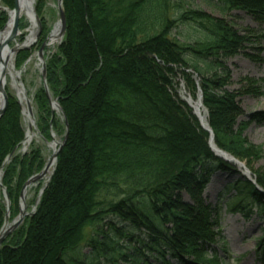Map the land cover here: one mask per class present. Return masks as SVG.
<instances>
[{
	"label": "trees",
	"instance_id": "1",
	"mask_svg": "<svg viewBox=\"0 0 264 264\" xmlns=\"http://www.w3.org/2000/svg\"><path fill=\"white\" fill-rule=\"evenodd\" d=\"M209 1L222 14L244 9L264 23V0ZM5 7L13 0H0V30ZM62 7L64 35L45 66L67 136L34 212L0 247V264H227L222 206L246 215L256 207L264 219V164L253 167L264 153L243 135L247 122L239 120L226 64L252 39L224 17L171 0H62ZM47 34L43 26L38 44ZM28 55L20 50L16 66ZM197 79L214 144L244 162L255 183L214 155L208 132L180 97L182 85L195 95ZM6 92L0 171L15 216L21 186L44 163L37 147L16 154L21 109ZM34 102L40 134L63 136L64 121L52 115L43 87ZM216 171L234 176L219 193L221 200L233 190L223 205L202 197ZM4 212L0 196V228Z\"/></svg>",
	"mask_w": 264,
	"mask_h": 264
},
{
	"label": "rangeland",
	"instance_id": "2",
	"mask_svg": "<svg viewBox=\"0 0 264 264\" xmlns=\"http://www.w3.org/2000/svg\"><path fill=\"white\" fill-rule=\"evenodd\" d=\"M56 3L57 0H33L34 12L36 14V17L40 20L41 24V30L38 39L34 42L33 38V44L32 42L26 43V37L28 35V28L30 23L25 15H21V19L24 22L25 26L23 28H19L20 34L16 37L15 41L10 44L11 48L19 47V49L14 51V53L12 54L13 68L15 72H18L20 74L19 78L22 86L24 87V95L29 99L32 115L35 122L34 131L36 132V137L34 138L33 142L28 145L25 150H23L22 140L21 144L15 152L16 154L29 153L32 147H37L41 151V156L43 158L44 164L52 155L53 149L51 148L50 143L53 138L55 137V139H58L59 141L62 138V133H56V131L53 132V134L55 135L53 138L50 137L46 139L40 134L39 128L37 126L38 109L34 102V95L36 91L39 89V87H43L45 91L44 82L46 83V76L45 79H43L41 75V64L38 61L37 57V45L42 38L43 26L48 28L49 34L47 36H49L53 27L58 21ZM171 3L172 6L176 3L182 4V7L184 8L200 9L215 17H224L227 21L232 23V28L236 30L239 35L247 34L252 39L248 42V44H245L243 48L241 47L237 53L229 57L226 61L227 67L230 71V83L228 88L230 90L236 91L239 95L238 102L243 113L239 120L247 122L246 127L243 130V135L251 143L260 146L264 153V23L256 20L251 13L247 12L244 9H234L228 13L222 14L212 6L213 4H211L209 0H171ZM5 8L9 17V10H11L13 7ZM179 31H181L179 37L184 38V36H187V33L185 31L182 32L181 29ZM61 38L62 37H58V40L53 45H49L48 43L46 44V49L43 52L45 63L47 58L55 53L57 45L60 43ZM23 46H27L28 48H23ZM22 49L28 50L29 55L21 66H16V55ZM6 82L7 83L5 88L7 89L8 93L13 95L17 99L18 102V94L16 90L11 86V79L9 75L6 76ZM250 83H252V92L247 93L246 88L250 85ZM198 85L199 81L197 79V92L193 97L188 93L186 89H183L182 85L179 91V95L182 100L185 101V96H183L184 94L182 93L181 95L182 89L184 93L190 95L192 99H197V93L200 89ZM47 90L50 96V99L48 98L49 104H52L51 106L53 108H56H54L56 117L62 119L65 125V123L67 122L57 101V98L53 97L54 95L52 96L48 86ZM54 102L58 104L60 109L58 106L53 105ZM19 105L21 109L22 126L24 128L25 137L26 118L24 115L25 111L23 106H25L26 108V102L23 104V106L20 103ZM204 109L206 111L207 118V110L205 107ZM261 115L263 118L261 117ZM10 156L11 155H8L6 159H9ZM263 164V160H259L254 163L253 167L257 169L263 166ZM54 167H50L45 176L26 188L27 214L24 218L34 212L42 192L51 179ZM2 173L3 172L0 171V196L1 201L3 202L5 207V194L7 195L8 201L10 203L8 221H11L19 213L20 200L18 197V213L15 216H12L10 212L12 204L8 197L6 188L2 186L1 183ZM232 177L234 176H231L228 173L224 172L216 171L215 173H213L210 178V182L207 184L202 194V197L205 199V201L209 203L220 202V204L222 205L227 202V198L233 194V190L228 191L221 200H219V193L222 191L225 184L232 179ZM183 197L185 200H189L187 195L183 194ZM228 208L222 206V209L220 211V227L230 250L229 258H225L228 259L227 264H264V240L262 241V239H264V219L258 216L256 207H252L251 212H249L248 215H246L244 211L232 212ZM91 233L92 228L89 226L86 227L83 231L84 238H88ZM135 235H137V233ZM82 251L86 253L88 252V249L84 248ZM149 263H152V258L149 260Z\"/></svg>",
	"mask_w": 264,
	"mask_h": 264
},
{
	"label": "water",
	"instance_id": "3",
	"mask_svg": "<svg viewBox=\"0 0 264 264\" xmlns=\"http://www.w3.org/2000/svg\"><path fill=\"white\" fill-rule=\"evenodd\" d=\"M56 6H57V11H58V21L56 23L58 25V27H59L58 36L59 37H62L63 34H64V31H65V15H64L63 8H62V0H57ZM32 9H33L32 11L34 13V17H35V21H36V25H37V30L35 31V34H34V42H35L38 39V37H39L40 30H41V24H40V20L36 17V14L34 12V7ZM20 17H21V15H20V0H13V8L11 10H9L8 21L6 22L5 26L0 31V35H1V33L5 30V28L8 25L10 26L9 31H8L6 37L4 38V40H1L0 39V69L4 65V61L1 60V53H2V51L7 50V51L11 52V54H13L14 51H16V50L19 49V47H17V48H11L10 47V44L12 42H14L15 39H16V37L20 34V30H19V27H18V23H19ZM47 39L48 38H46L41 43V45H40V47L38 48V51H37V57H38V61L41 64V75H42V78L43 79H45V76H46L45 61H44V57H43V49H44V46L46 44ZM34 42H32V44ZM23 48H28V47L27 46H23ZM5 77H6L5 76V73L2 70L0 72V117L3 115V113H4L5 109H6V106H7V93H6L5 84H4ZM44 88H45L47 97L50 99L49 92L47 90V86H46V83L45 82H44ZM197 94H198L197 98L200 99V101H201L202 95H201L200 89L198 90V93ZM18 102L20 103L19 100H18ZM25 102H26V110H27V113L30 114V115H32V110H31V106H30L29 100L27 99ZM53 105L58 106V104L55 103V102L53 103ZM188 105L191 107L190 104H188ZM51 109H52V115H53V113H54L53 110L54 109L53 108H51ZM59 109H60V107H59ZM192 111L196 115V117L198 118V121L200 123V126L204 130H206L208 132V134H209L208 144H209L212 152L214 153V155L216 157L222 159L223 161H226L228 163H231V164L235 165L236 166V169L238 171H240L242 173V175H244L248 179H250L251 178L250 177L251 172L246 167L245 163L239 161L238 159H236L235 157H233L229 153H227V152L219 149L218 147H216V145L213 142V132L210 129V127L208 126V123H207V126L204 127L201 124L200 118L198 117V115L196 114V112L193 110V108H192ZM65 125H66L65 126V132H64V135H63L62 140L58 142L57 148L56 149H53L51 157L44 164L42 170L39 171L38 173L34 174L33 176L29 177L24 182V184L22 185L21 190H20V194H19V200H20L19 213L11 221H8L9 205H10V203L8 201L7 195L5 194L6 204H5V213H4V223H3V225H2V227L0 229V245L21 224V222L23 221L25 215L27 214L26 211H25V207L24 208L22 207V202H23V198H24V192H25L26 188L29 187L34 182H36L39 179H41L46 174L47 170L50 167H54L55 161H56V158H57V155H58V152L61 149V147H62V145H63V143H64V141L66 139V136H67V130H68L67 123H65ZM219 153H221L222 155L227 156L228 158L222 156ZM6 162H7V160H6ZM252 182L255 183V180L253 179ZM258 189H259V191L262 194H264V190H262L261 188H258Z\"/></svg>",
	"mask_w": 264,
	"mask_h": 264
},
{
	"label": "bare ground",
	"instance_id": "4",
	"mask_svg": "<svg viewBox=\"0 0 264 264\" xmlns=\"http://www.w3.org/2000/svg\"><path fill=\"white\" fill-rule=\"evenodd\" d=\"M33 7H34L33 0H20V15H25V17L27 18V20L30 23L29 28H28V35L26 37V43L32 42V40L34 38L35 31H36V21H35L34 13L32 11ZM9 28H10V26L8 25L5 28V30L1 33V35H0L1 40H4V38L6 37L8 31H9ZM58 32H59V27L56 24L54 26L53 30L51 31L50 35H49V39H48L49 45H53L56 43V41L58 40V37H59ZM1 60L4 61V65L1 67L0 72L3 70L5 73V76H7V75L10 76L11 86L16 90L20 104L23 106V104L25 103V101L28 98L24 95L25 94L24 93V87L22 86V84L20 82V78H19L20 74L18 72H15V70L13 68L11 52H9L7 50L2 51ZM6 83L7 82H6V77H5V80H4L5 86H6ZM182 93L184 94L183 96H185L186 103L191 105L193 110L196 112V114L200 118L201 124L204 127L207 126L206 111H205L200 99H198V98L195 100L192 99L190 97V95L184 93L183 89L181 90V95H182ZM23 108L25 111L24 115L26 118V132H25L26 134H25V137L23 139L22 145H23V150H25L26 147L33 142L34 138L36 137V132L34 131L35 122H34L33 115H30L27 113L25 106H23ZM58 142H59V140L55 139V137H54L50 143L51 148L56 149ZM219 154H221V153H219ZM222 156L228 158L225 155H222ZM48 170H47V172H48ZM26 198H27V190H25V192H24V198H23V202H22V207L23 208L25 207V209L27 206ZM2 244L0 245V247L2 246Z\"/></svg>",
	"mask_w": 264,
	"mask_h": 264
}]
</instances>
